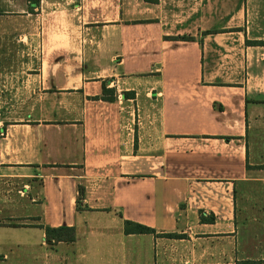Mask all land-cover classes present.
<instances>
[{"label":"crops","instance_id":"0c3cea01","mask_svg":"<svg viewBox=\"0 0 264 264\" xmlns=\"http://www.w3.org/2000/svg\"><path fill=\"white\" fill-rule=\"evenodd\" d=\"M263 167L264 0H0V264L264 262Z\"/></svg>","mask_w":264,"mask_h":264},{"label":"trees","instance_id":"16d2710c","mask_svg":"<svg viewBox=\"0 0 264 264\" xmlns=\"http://www.w3.org/2000/svg\"><path fill=\"white\" fill-rule=\"evenodd\" d=\"M145 1L151 4H157L159 2V0H145ZM172 39H180L183 41L191 40V38L189 37L172 38ZM102 99L108 102H114L115 101V90L108 89L106 85H104ZM262 169H264V167ZM78 192H79V196L77 199V203L79 205L84 199L85 190L82 186H79ZM200 219L203 223H214L215 222V217L213 215L209 217H205L204 214L201 213ZM8 226L12 228L31 227V226H24V225H19V224H14V223H10ZM36 227L44 230L45 240L49 246H54L62 242L74 243L76 241V229L74 227L62 226V227L54 228V227H49V226H44V225H39ZM124 231L127 235L155 234V231L153 229L147 226L129 222V221L124 223ZM167 236L174 237L175 235H167ZM238 264H264V262L242 261V262H239Z\"/></svg>","mask_w":264,"mask_h":264},{"label":"rangeland","instance_id":"374dc122","mask_svg":"<svg viewBox=\"0 0 264 264\" xmlns=\"http://www.w3.org/2000/svg\"><path fill=\"white\" fill-rule=\"evenodd\" d=\"M5 230H7V229H5ZM11 231V233H9V234H7V238L9 239V240H11V242H13V241H17V242H19V241H25V240H27V241H30V240H35V241H37L33 236H25L24 235V233H22V231H18V230H10ZM5 241H6V235L4 234V229L1 231V233H0V244H2V243H5ZM13 261V263H15V259H13L12 260Z\"/></svg>","mask_w":264,"mask_h":264}]
</instances>
